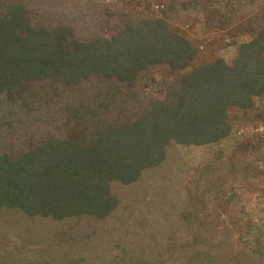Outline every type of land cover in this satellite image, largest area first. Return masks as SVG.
I'll return each mask as SVG.
<instances>
[{"label":"rangeland","instance_id":"1","mask_svg":"<svg viewBox=\"0 0 264 264\" xmlns=\"http://www.w3.org/2000/svg\"><path fill=\"white\" fill-rule=\"evenodd\" d=\"M22 1L35 27L63 26L79 42L125 38L132 26L153 21L191 41L196 57L188 66L174 70L162 61L137 75L131 93L138 100L124 97L121 105L128 115L205 64L221 59L233 67L242 45L264 33V0ZM260 54L264 67V49ZM99 86L95 78L84 82L82 98L88 101ZM262 103L264 90L250 108L230 105L227 136L202 145L171 143L163 161L137 181L114 183L118 206L106 219L1 212L0 264H264V139L253 133L264 121ZM52 109L21 115L0 103V149L26 136L57 134Z\"/></svg>","mask_w":264,"mask_h":264},{"label":"trees","instance_id":"2","mask_svg":"<svg viewBox=\"0 0 264 264\" xmlns=\"http://www.w3.org/2000/svg\"><path fill=\"white\" fill-rule=\"evenodd\" d=\"M125 35L79 42L63 26L35 27L22 0H0V103L21 115L52 106L50 115L60 121L57 134L26 136L0 149V213L106 219L118 206L114 183L137 181L163 161L171 143L202 145L227 136L228 107L250 108L264 90L263 33L242 45L233 67L221 59L205 64L128 115L121 105L124 97L138 100L131 90L145 67L167 61L183 69L196 50L161 22L132 26ZM92 78L101 90L87 101L81 86Z\"/></svg>","mask_w":264,"mask_h":264},{"label":"built area","instance_id":"3","mask_svg":"<svg viewBox=\"0 0 264 264\" xmlns=\"http://www.w3.org/2000/svg\"><path fill=\"white\" fill-rule=\"evenodd\" d=\"M156 8H158V6H156ZM262 107H264V103H262ZM253 133L260 139H264V121L254 127Z\"/></svg>","mask_w":264,"mask_h":264}]
</instances>
